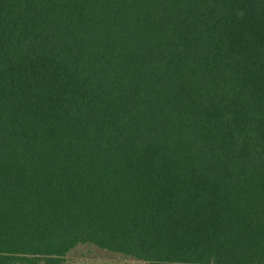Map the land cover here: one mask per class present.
Returning a JSON list of instances; mask_svg holds the SVG:
<instances>
[{"label":"trees","instance_id":"trees-1","mask_svg":"<svg viewBox=\"0 0 264 264\" xmlns=\"http://www.w3.org/2000/svg\"><path fill=\"white\" fill-rule=\"evenodd\" d=\"M80 247L264 264V0H0V264Z\"/></svg>","mask_w":264,"mask_h":264},{"label":"rangeland","instance_id":"rangeland-1","mask_svg":"<svg viewBox=\"0 0 264 264\" xmlns=\"http://www.w3.org/2000/svg\"><path fill=\"white\" fill-rule=\"evenodd\" d=\"M70 259L74 260L71 264H136L125 262L120 257L101 253L89 247H80L73 251Z\"/></svg>","mask_w":264,"mask_h":264}]
</instances>
